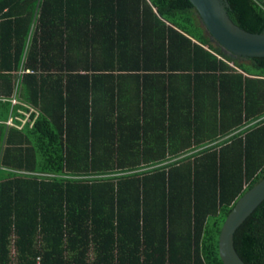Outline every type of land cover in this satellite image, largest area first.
I'll use <instances>...</instances> for the list:
<instances>
[{
  "label": "trees",
  "instance_id": "obj_1",
  "mask_svg": "<svg viewBox=\"0 0 264 264\" xmlns=\"http://www.w3.org/2000/svg\"><path fill=\"white\" fill-rule=\"evenodd\" d=\"M224 3L264 33L263 1ZM197 22L188 0H0V264H221L220 225L264 177V56L233 55L249 63L238 72ZM150 71L214 80L216 95L226 78V139L157 167L117 150L112 164L94 96ZM232 245L264 264V199Z\"/></svg>",
  "mask_w": 264,
  "mask_h": 264
},
{
  "label": "crops",
  "instance_id": "obj_2",
  "mask_svg": "<svg viewBox=\"0 0 264 264\" xmlns=\"http://www.w3.org/2000/svg\"><path fill=\"white\" fill-rule=\"evenodd\" d=\"M128 74L112 78L109 95L97 90L94 96L95 147L109 149L112 164L118 161L117 150L128 153L134 165L157 167L226 139L219 135L230 122L226 78L220 80L221 95H216L209 88L214 80L207 78L193 79L180 72Z\"/></svg>",
  "mask_w": 264,
  "mask_h": 264
},
{
  "label": "water",
  "instance_id": "obj_3",
  "mask_svg": "<svg viewBox=\"0 0 264 264\" xmlns=\"http://www.w3.org/2000/svg\"><path fill=\"white\" fill-rule=\"evenodd\" d=\"M188 2L194 8L208 35L223 50L240 57L264 56V33L247 32L234 25L225 12L224 0H188ZM263 199L264 177L234 201L217 235V255L221 264H244L233 248L232 234Z\"/></svg>",
  "mask_w": 264,
  "mask_h": 264
},
{
  "label": "rangeland",
  "instance_id": "obj_4",
  "mask_svg": "<svg viewBox=\"0 0 264 264\" xmlns=\"http://www.w3.org/2000/svg\"><path fill=\"white\" fill-rule=\"evenodd\" d=\"M198 23V25H200L201 27L203 26L202 24H200L199 22H197ZM166 24H168L167 22H166ZM204 33H207L206 31H204ZM209 41H210V43L214 46V47H217V44H216V42L210 37L209 38ZM221 49V51L224 53V54H226L228 57H227V59L229 60L228 61V64H231V67L233 68V69H236V70H239V71H241V69H240V67L242 66H244V68H246V67H248L249 66V63H246L245 62V60H243V59H240V58H236V57H234L233 55H230L228 52H226L225 50H223L222 48H220ZM250 71H251V69L250 68H248ZM245 74V73H244Z\"/></svg>",
  "mask_w": 264,
  "mask_h": 264
},
{
  "label": "built area",
  "instance_id": "obj_5",
  "mask_svg": "<svg viewBox=\"0 0 264 264\" xmlns=\"http://www.w3.org/2000/svg\"><path fill=\"white\" fill-rule=\"evenodd\" d=\"M9 101H10L11 104L15 103V99L13 98V96L10 98ZM30 111H31V109H30ZM26 117H27V114L25 115V119H26ZM5 125H11V122H10L9 118L5 121ZM36 264H38V258H36Z\"/></svg>",
  "mask_w": 264,
  "mask_h": 264
}]
</instances>
